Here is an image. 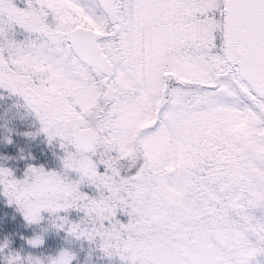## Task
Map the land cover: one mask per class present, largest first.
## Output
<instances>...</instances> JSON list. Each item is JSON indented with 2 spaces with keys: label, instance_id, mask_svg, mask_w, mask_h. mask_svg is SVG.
<instances>
[{
  "label": "snow or ice",
  "instance_id": "snow-or-ice-1",
  "mask_svg": "<svg viewBox=\"0 0 264 264\" xmlns=\"http://www.w3.org/2000/svg\"><path fill=\"white\" fill-rule=\"evenodd\" d=\"M0 264H264V0H0Z\"/></svg>",
  "mask_w": 264,
  "mask_h": 264
},
{
  "label": "rangeland",
  "instance_id": "rangeland-1",
  "mask_svg": "<svg viewBox=\"0 0 264 264\" xmlns=\"http://www.w3.org/2000/svg\"><path fill=\"white\" fill-rule=\"evenodd\" d=\"M21 147H25V145L21 144V145L17 148V151H19ZM28 147L31 148L30 145H29Z\"/></svg>",
  "mask_w": 264,
  "mask_h": 264
},
{
  "label": "trees",
  "instance_id": "trees-1",
  "mask_svg": "<svg viewBox=\"0 0 264 264\" xmlns=\"http://www.w3.org/2000/svg\"><path fill=\"white\" fill-rule=\"evenodd\" d=\"M25 231H27V229H25Z\"/></svg>",
  "mask_w": 264,
  "mask_h": 264
}]
</instances>
